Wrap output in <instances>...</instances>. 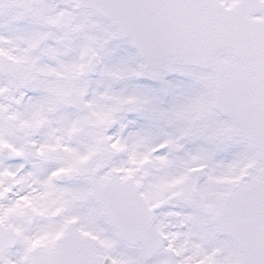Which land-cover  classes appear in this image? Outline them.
<instances>
[{
	"label": "snow or ice",
	"instance_id": "1",
	"mask_svg": "<svg viewBox=\"0 0 264 264\" xmlns=\"http://www.w3.org/2000/svg\"><path fill=\"white\" fill-rule=\"evenodd\" d=\"M0 264H264V0H0Z\"/></svg>",
	"mask_w": 264,
	"mask_h": 264
}]
</instances>
